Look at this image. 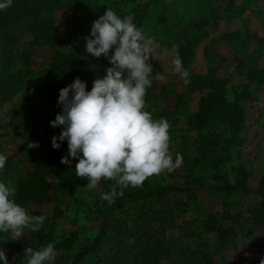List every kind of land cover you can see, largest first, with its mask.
I'll return each instance as SVG.
<instances>
[{"label": "rangeland", "instance_id": "rangeland-1", "mask_svg": "<svg viewBox=\"0 0 264 264\" xmlns=\"http://www.w3.org/2000/svg\"><path fill=\"white\" fill-rule=\"evenodd\" d=\"M31 2L26 0L21 9L30 10ZM16 3L13 0L10 8H17ZM146 3L149 7L140 29L153 37L161 50L178 48L183 66L190 72L191 83L184 86L177 76L168 74L167 59H154L153 72L165 73L166 78L156 80L146 90L145 110L153 119L160 115L168 117L169 149L173 157L182 151L189 153L198 133L195 118L200 102L208 95L206 91L191 92L193 78L210 73L214 78L225 80L223 89L228 101L239 96L245 99L239 101L244 111V127L238 136L242 145L233 146L226 169L240 163L249 167L252 179L247 192L224 194L216 191V184L208 172H198L194 182L186 180L191 183L186 185L182 162L170 173L165 171L146 179L149 185L157 187L158 192H153V196L137 201L126 199L121 209L112 208L107 218L99 221H94V212L89 214L91 220L85 217L87 209L93 205L96 188L70 184V189L57 193L42 192V203L36 202L31 195L21 197L25 189H33L37 181L35 176L42 167L34 163L32 153L22 149L27 137L25 132L44 124L39 95L41 77L51 55L73 42L70 28L75 17L77 14L88 19L101 16L105 9L123 13ZM43 14L52 29L50 41H32L28 29L33 23L30 16L19 18L11 33L18 54L28 59L30 72L19 92L8 99L0 98V153L7 157L5 167L9 159L14 162V170L3 174L0 180L15 188V201L31 215L46 217L43 225L55 231L52 244L75 233L78 242L72 253L85 250L79 264H136L135 253L147 243H153L150 238L153 235L163 236L168 242L172 249L171 264L183 262L176 255L187 253V247L207 249L215 264L236 260L244 264L258 260L260 264L264 259V224L253 225L246 209L258 204L256 181L264 173V84L248 81L236 69L246 64L264 71V0H58L50 12ZM185 45L189 48H183ZM107 67L110 65L102 56L92 57L89 81L102 77ZM16 71L10 70V73ZM19 159L22 162H18ZM38 179L47 182L52 177L43 174ZM25 181L31 184L26 185ZM132 189L139 190L140 186ZM17 196L23 203L18 202ZM75 198L81 202L76 203ZM54 199L59 213L65 216L59 226L53 225L56 215L51 202ZM224 201L230 213L241 215V223L236 227L232 243L220 247L214 234L203 232V223L209 214L221 213ZM31 235V231L25 229L24 235L13 240L9 233H0V248L5 250L8 264H26L24 250L32 246ZM58 256L56 252V259Z\"/></svg>", "mask_w": 264, "mask_h": 264}, {"label": "trees", "instance_id": "trees-1", "mask_svg": "<svg viewBox=\"0 0 264 264\" xmlns=\"http://www.w3.org/2000/svg\"><path fill=\"white\" fill-rule=\"evenodd\" d=\"M16 1L17 8L9 7L4 11H0V68L4 66L3 70L0 71V98L2 99H8L19 92L30 72L28 59L20 57L16 40L11 34L19 18L32 17L33 23L30 24L28 29L33 42L36 43L40 39L50 41L52 29L43 13L46 11L50 12L58 4V0H31V3H33L31 9L22 10L21 6L25 4L26 0ZM148 7L149 5L146 3L144 6H133L130 10L123 13H116L121 17L131 15L133 22L141 28L147 15ZM99 17L88 19L83 14H77L70 28L73 33V42L64 50L54 52L45 65L39 94L43 104L42 116L44 124L40 128L26 131L27 137L22 144V149L26 148L34 155L33 161L38 164V168L39 165L42 167L39 168L40 172H37L35 176L37 181L32 185L33 189H25L20 194L21 197L31 195L36 202L42 203V200H44L43 193L49 191L57 193L65 188L70 189V184L76 186L78 184H87L86 180L77 177L75 174L74 167L77 162L75 159L72 160L71 166L60 163L61 157L67 154V144L66 142H61L59 149L51 147V138L58 136L60 129L51 128L49 122L54 120L55 115L60 111L57 105L58 91L60 89L69 85L77 77L86 82V90L91 89L92 82L89 81L88 74L90 73L92 57L84 51L85 41L83 38L89 35L92 22ZM183 48L188 49L189 47L185 45ZM15 69H17L15 73H10V70L13 71ZM236 70L240 76H246L248 81L256 82L258 85L264 84V71H260L257 67L251 68L243 64ZM225 82L223 79L212 77L210 73L193 78L190 87L191 92L206 91L208 95L201 100L199 113L195 118V130L198 133L191 143V151L188 150L189 153L179 152L183 157V168L186 174L184 183L186 185L191 184L186 180L194 182L198 172H208L211 174V181L216 184V191L224 194L233 192L246 193L248 183L252 179L249 167L245 163H240L230 167L229 170L226 169L227 163L231 160L233 146L242 145L238 136L244 127V111L239 105V101L245 99L239 96L234 101H228L225 98L223 89ZM155 83L156 80L154 79L152 84L154 85ZM161 117L166 118L168 121L166 115H160L157 119ZM30 144L38 146L30 148ZM20 161L22 162V159L18 160V162ZM13 163V159H9L3 173L0 174V178L4 177L3 174L14 170ZM43 174H50L52 180L46 182L44 179H38ZM21 180L24 179L22 178ZM28 183L31 184L30 181H27L26 185ZM198 184L201 185V183ZM113 187L121 194L116 196L112 203H109L102 199V194L110 192ZM21 188L22 185H20ZM95 188L93 205L87 209L85 214V217L91 220L89 214L94 212V221L107 218L112 208L121 209L126 199L145 200L158 192L156 190L157 187L149 185L147 180L142 183L139 190H133L132 187L121 189L115 180L105 179H101ZM256 196L259 198L258 204L249 206L246 209L250 214V222L253 225L264 224V173L256 181ZM16 198L18 202L23 203L19 196ZM55 199L51 202L53 204V214L56 215L53 225L59 226L62 225L65 216L63 213H59ZM74 201L76 203L81 202L80 199L76 198ZM87 207L89 206L87 205ZM33 215L38 216L37 214ZM240 223L241 215L239 213H230L227 208V202L224 201L221 213L209 214L204 221L203 232L214 234L219 246L225 247L232 243L237 232L236 227ZM31 233L32 239L29 241L32 246L30 247L34 250L54 242L53 235L55 231L48 229L43 224L38 231H31ZM150 238L154 242L140 247L139 251L135 253L136 264H171L172 249L168 242L163 239V236L158 238L151 235ZM77 242L78 237L75 233H70L66 239L55 242L53 245L59 256L54 264H79L82 260V253L85 250L78 249L72 253ZM186 249L187 253L184 255H176L183 261L178 264H215L207 249L191 250L189 247ZM228 264H244V262L236 260ZM247 264H258V260Z\"/></svg>", "mask_w": 264, "mask_h": 264}, {"label": "clouds", "instance_id": "clouds-1", "mask_svg": "<svg viewBox=\"0 0 264 264\" xmlns=\"http://www.w3.org/2000/svg\"><path fill=\"white\" fill-rule=\"evenodd\" d=\"M13 0H0V11ZM84 51L93 58L103 56L110 67L92 81L90 90L79 77L58 91L60 111L49 122L59 128L51 138V147L67 144V154L60 163L72 165L77 177L94 189L101 179L115 180L120 188L139 187L152 175L172 172L183 162L180 153L173 157L169 150V123L166 118L153 119L145 110L146 90L152 81L164 80L166 74L154 73L153 60L167 59L168 74L177 76L187 86L190 72L184 68L178 48L161 50L153 37L147 36L131 15L121 17L112 9L92 22L89 35L83 38ZM30 144V148L36 147ZM7 157L0 153V174ZM115 187L102 194L112 203L120 195ZM15 188L0 180V233H9L13 240L25 229L38 231L46 217L34 216L18 204ZM26 264H54L56 251L52 243L24 250ZM0 264H8L5 250L0 248ZM260 264H264V259Z\"/></svg>", "mask_w": 264, "mask_h": 264}]
</instances>
